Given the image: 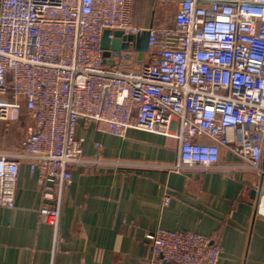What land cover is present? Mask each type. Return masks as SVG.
I'll return each instance as SVG.
<instances>
[{"label":"built area","instance_id":"obj_1","mask_svg":"<svg viewBox=\"0 0 264 264\" xmlns=\"http://www.w3.org/2000/svg\"><path fill=\"white\" fill-rule=\"evenodd\" d=\"M134 1L0 0V120L30 117L21 147L0 151V205H15L28 163L55 241L72 167L110 164L83 153L80 119L113 135H165L178 150L171 171L238 172L264 193V0H155L176 8L171 22L149 27L133 22ZM106 29H146L148 51L139 59L130 44L122 62L105 63ZM222 148L237 160L222 162ZM147 237L148 264H218L224 252L189 229L158 226Z\"/></svg>","mask_w":264,"mask_h":264},{"label":"crops","instance_id":"obj_2","mask_svg":"<svg viewBox=\"0 0 264 264\" xmlns=\"http://www.w3.org/2000/svg\"><path fill=\"white\" fill-rule=\"evenodd\" d=\"M157 6L155 0H135L133 22L143 27L171 22L173 16L166 17L176 5ZM29 118L23 110L16 122L0 120V151L21 147ZM77 136L85 155L110 164L72 167L55 241L54 227L39 217L44 199L38 171L21 163L15 205H0V264H148L147 235L158 226L220 242L218 264H264V193L240 173L171 171L167 165L177 161L178 150L160 133L130 128L125 136L113 135L80 119ZM236 160L222 148V162Z\"/></svg>","mask_w":264,"mask_h":264},{"label":"water","instance_id":"obj_3","mask_svg":"<svg viewBox=\"0 0 264 264\" xmlns=\"http://www.w3.org/2000/svg\"><path fill=\"white\" fill-rule=\"evenodd\" d=\"M130 44L137 52V57L142 59L148 51V31L145 29L140 33L127 34L123 30H114L113 37H109V30L103 33L101 46L104 49L105 63L113 65L121 52L128 50Z\"/></svg>","mask_w":264,"mask_h":264},{"label":"rangeland","instance_id":"obj_4","mask_svg":"<svg viewBox=\"0 0 264 264\" xmlns=\"http://www.w3.org/2000/svg\"><path fill=\"white\" fill-rule=\"evenodd\" d=\"M156 3L158 4V6H157L158 9L162 7L161 6L162 3H163V5H165L164 2L156 1ZM172 14H173V12H171V11L168 12V17H166V21H169V18H170V16H172ZM127 55H128V60H127L128 62L134 58V55L131 52H127Z\"/></svg>","mask_w":264,"mask_h":264}]
</instances>
